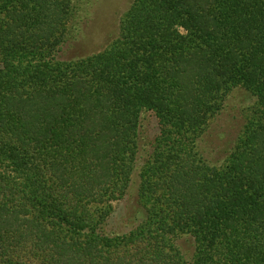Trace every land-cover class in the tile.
Here are the masks:
<instances>
[{
	"label": "trees",
	"instance_id": "trees-1",
	"mask_svg": "<svg viewBox=\"0 0 264 264\" xmlns=\"http://www.w3.org/2000/svg\"><path fill=\"white\" fill-rule=\"evenodd\" d=\"M70 18L69 0H0V264H185L184 232L193 264H264V0H134L110 48L46 60ZM236 87L253 114L211 166L196 137ZM144 108L163 121L141 173L147 216L103 235ZM32 127L48 140L20 141Z\"/></svg>",
	"mask_w": 264,
	"mask_h": 264
},
{
	"label": "rangeland",
	"instance_id": "rangeland-1",
	"mask_svg": "<svg viewBox=\"0 0 264 264\" xmlns=\"http://www.w3.org/2000/svg\"><path fill=\"white\" fill-rule=\"evenodd\" d=\"M69 2L71 18L66 24L61 42L50 54L49 51L45 53L48 61H70L96 55L110 48L118 40L121 23L126 19L134 0H69ZM179 30L182 34L187 33L184 27H179ZM31 38L38 41L31 44L32 47L29 45L31 49L38 48L45 51L50 46L42 44L38 35ZM0 66H2L1 62ZM255 103L254 94L243 87H236L227 95L220 111L209 120V123L207 121L205 130L196 137L195 145L198 153L209 165L223 166L231 152L235 150L247 119L253 114L252 107ZM138 123L137 154L131 181L124 197L112 201L111 214L100 225L99 232L103 235L127 233L136 228L147 216V211L139 197L141 173L153 155L155 141L161 135L163 121L156 110L144 108L139 115ZM33 129L36 128L32 127L33 135L21 133L20 141L30 143L33 138L37 142H41L42 138L48 140L44 134H39L45 132L43 128L39 132ZM33 131H36V137ZM207 225L200 222L201 227ZM172 243L184 263L193 264L197 246L196 237L190 232H184L173 236ZM223 263L228 264V261L221 260L220 264Z\"/></svg>",
	"mask_w": 264,
	"mask_h": 264
}]
</instances>
